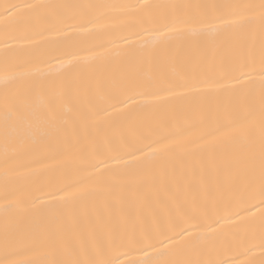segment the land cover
Listing matches in <instances>:
<instances>
[{"label":"snow or ice","instance_id":"1","mask_svg":"<svg viewBox=\"0 0 264 264\" xmlns=\"http://www.w3.org/2000/svg\"><path fill=\"white\" fill-rule=\"evenodd\" d=\"M0 264H264V0H0Z\"/></svg>","mask_w":264,"mask_h":264},{"label":"bare ground","instance_id":"2","mask_svg":"<svg viewBox=\"0 0 264 264\" xmlns=\"http://www.w3.org/2000/svg\"><path fill=\"white\" fill-rule=\"evenodd\" d=\"M15 2H21V0H15ZM80 2H100V0H80ZM106 2H125V3H128V2H135V0H106ZM155 2V0H154ZM177 2H185V0H177ZM195 2V0H194ZM203 2H208V3H212V2H218V3H224V2H227V0H203ZM139 257V254H131L130 257H127V258H138ZM122 259H126L124 257H122Z\"/></svg>","mask_w":264,"mask_h":264}]
</instances>
